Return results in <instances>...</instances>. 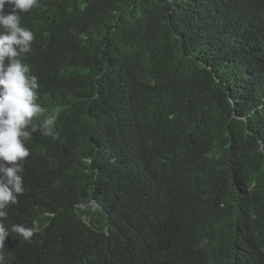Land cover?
Returning a JSON list of instances; mask_svg holds the SVG:
<instances>
[{
    "label": "trees",
    "instance_id": "16d2710c",
    "mask_svg": "<svg viewBox=\"0 0 264 264\" xmlns=\"http://www.w3.org/2000/svg\"><path fill=\"white\" fill-rule=\"evenodd\" d=\"M23 22L37 103L63 110L26 141L5 258L264 264V0H42Z\"/></svg>",
    "mask_w": 264,
    "mask_h": 264
},
{
    "label": "clouds",
    "instance_id": "9594fccd",
    "mask_svg": "<svg viewBox=\"0 0 264 264\" xmlns=\"http://www.w3.org/2000/svg\"><path fill=\"white\" fill-rule=\"evenodd\" d=\"M41 1L0 0V264L14 262L12 257L4 256L5 240L10 235L4 221L9 206L17 204L18 196L25 192L23 162L30 155L26 141L37 131L56 138L58 133L53 128L63 110L57 106L45 115L46 110L37 103L38 78L21 60L23 54L31 51L35 39L23 17ZM38 225L35 221L31 227L13 224L11 232L28 243L40 233Z\"/></svg>",
    "mask_w": 264,
    "mask_h": 264
}]
</instances>
